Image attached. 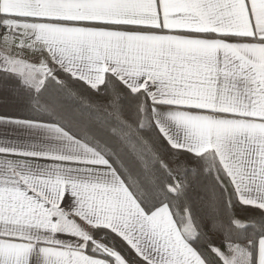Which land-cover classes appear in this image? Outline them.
<instances>
[{
	"label": "snow or ice",
	"instance_id": "obj_1",
	"mask_svg": "<svg viewBox=\"0 0 264 264\" xmlns=\"http://www.w3.org/2000/svg\"><path fill=\"white\" fill-rule=\"evenodd\" d=\"M240 5L0 0V264H264V0L250 34Z\"/></svg>",
	"mask_w": 264,
	"mask_h": 264
},
{
	"label": "crops",
	"instance_id": "obj_2",
	"mask_svg": "<svg viewBox=\"0 0 264 264\" xmlns=\"http://www.w3.org/2000/svg\"><path fill=\"white\" fill-rule=\"evenodd\" d=\"M6 8L8 10H14V5L9 3L6 5ZM176 11H180L182 9L176 8L174 9ZM93 11L100 12V13H106V14H112V15H125V14H131V13H138V12H151V14L154 16L155 15V6L154 4L151 6V8H148L147 6L144 7H133V6H128V5H122V4H105V5H99L93 9ZM237 11L241 12V30H247V32L250 34L251 28L247 24V11L246 9H243L242 5V0H241V5L237 9ZM257 12L258 14H261L264 12V9H261L258 5L257 7ZM259 47V46H257ZM63 192V188H61V194ZM43 194V193H41Z\"/></svg>",
	"mask_w": 264,
	"mask_h": 264
},
{
	"label": "trees",
	"instance_id": "obj_3",
	"mask_svg": "<svg viewBox=\"0 0 264 264\" xmlns=\"http://www.w3.org/2000/svg\"><path fill=\"white\" fill-rule=\"evenodd\" d=\"M236 212L240 215H248L250 214L249 213V210L245 209L243 206H239L236 208Z\"/></svg>",
	"mask_w": 264,
	"mask_h": 264
}]
</instances>
